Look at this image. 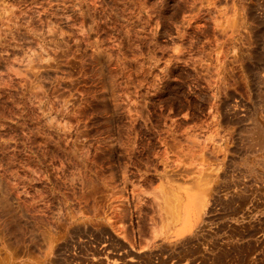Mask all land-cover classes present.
I'll return each instance as SVG.
<instances>
[{
    "label": "rangeland",
    "instance_id": "374dc122",
    "mask_svg": "<svg viewBox=\"0 0 264 264\" xmlns=\"http://www.w3.org/2000/svg\"><path fill=\"white\" fill-rule=\"evenodd\" d=\"M263 139L264 0H0V264H264Z\"/></svg>",
    "mask_w": 264,
    "mask_h": 264
},
{
    "label": "bare ground",
    "instance_id": "6f19581e",
    "mask_svg": "<svg viewBox=\"0 0 264 264\" xmlns=\"http://www.w3.org/2000/svg\"><path fill=\"white\" fill-rule=\"evenodd\" d=\"M226 16H227V15H226ZM238 16H239V15H238ZM232 23H233V22H232ZM233 24H234V23H233ZM233 24H232V25H233ZM235 25H236V23H235ZM230 27H231V26H230ZM234 27H235V26H234ZM234 27H233V28H234ZM233 28H232V29H233ZM226 29H227V28H226ZM230 30H231V29H230ZM231 31H232V30H231ZM226 32H227V30H226ZM232 33H233V31H232ZM235 33H236V30H235ZM235 33H234V34H235ZM237 41H238V40H237ZM244 42H245V41H244ZM216 44H218V43H216ZM219 53H220V51H219ZM260 140H261V139H260ZM260 140H259V141H260ZM263 140H264V139H263ZM262 142H263V141H262ZM221 151H222V150H221ZM201 202H202V201H201ZM204 205H205V203H204ZM200 206L203 207V205H200ZM202 209H203V208H202ZM202 209H200L199 212H201ZM200 214H201V213H200ZM201 215H202V214H201ZM198 220H200V219H198ZM198 220H197V221H198ZM198 222H199V221H198ZM189 230H190V229H189ZM190 231H191V230H190Z\"/></svg>",
    "mask_w": 264,
    "mask_h": 264
}]
</instances>
